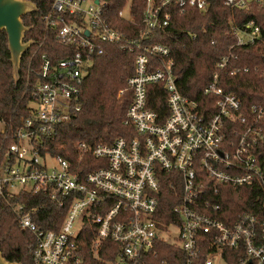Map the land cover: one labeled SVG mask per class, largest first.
I'll list each match as a JSON object with an SVG mask.
<instances>
[{
	"label": "built area",
	"instance_id": "built-area-1",
	"mask_svg": "<svg viewBox=\"0 0 264 264\" xmlns=\"http://www.w3.org/2000/svg\"><path fill=\"white\" fill-rule=\"evenodd\" d=\"M222 5L252 18L231 23L234 44L215 62L204 89L189 96L169 47L155 40L175 13L204 14L208 0H145L137 20L127 0L117 16L135 28L133 36L106 21L101 0H52L45 28L74 52L54 65L43 57L30 115L0 159V194L43 193L66 210L52 230L35 223V210L12 208L20 229L35 239L34 264H85L87 250L95 258L100 250L109 253L106 243L116 245L110 264H153L162 244L182 252L184 264H264V218L244 212L226 223L215 217L224 211L214 203L222 187H264V105H244L223 86L226 76L264 75V0ZM108 44L135 54L134 72L118 93L131 94L124 125L132 135L110 144L76 142L77 156L64 147L67 156H56L50 151L56 129L80 111L81 87ZM246 47H256L260 63H240L235 49ZM154 100L164 101V111L152 108ZM82 168L93 169L80 174ZM165 185L172 191L169 215L161 201Z\"/></svg>",
	"mask_w": 264,
	"mask_h": 264
},
{
	"label": "trees",
	"instance_id": "trees-1",
	"mask_svg": "<svg viewBox=\"0 0 264 264\" xmlns=\"http://www.w3.org/2000/svg\"><path fill=\"white\" fill-rule=\"evenodd\" d=\"M32 3L35 10L22 17L23 26L28 30L24 34L23 43L32 44L21 56L18 80L12 76L11 53L8 49L7 37L0 31V122L4 126V134L0 133V159H3L7 148L15 142L11 137L22 121L30 115V102L37 73L43 57L53 65L72 55V48L61 45L56 40L53 31L47 30L43 16L50 10L52 0H24ZM105 3L103 17L116 29L126 31L129 36L135 34V28L130 23L118 19L127 0H101ZM210 6L204 14L188 10L180 15L175 13L171 25L165 35L155 41L167 45L175 63L174 73L178 76L182 91L189 96L199 94L207 85L215 62L234 44L231 37V23H241L252 18L240 12L228 9L222 5V0H208ZM145 7V0H131L130 14L137 20ZM104 53L93 60L88 75L81 87L80 111L70 120L56 129V136L50 144V151L60 157L74 150L76 142H86L91 145L110 144L122 136L132 135V130L124 125L125 115L131 103L129 91L118 96L126 89V80L134 72L135 54L122 51L116 45H105ZM235 53L241 57L242 65L260 63V52L256 47L237 48ZM255 57L257 60L251 59ZM259 59V60H258ZM259 61V62H258ZM224 88L241 97L244 105H264V75L249 72L234 77H223ZM164 101H152V108L159 112ZM95 164L98 161L87 157ZM97 166L93 167L96 168ZM93 168H82L80 174H85ZM221 197L214 203L221 204L224 215L215 217L226 223H232L244 212L255 213L258 218H264L262 208L264 187L251 188H220ZM162 203L169 215L172 203L167 202L172 191L164 186ZM14 206H23L25 210H35V223L42 229L57 230L66 210L58 209L43 193L30 195L18 193L14 196L0 194V253L6 262L18 264H34L32 251L35 239L24 232L18 225V218L13 213ZM227 219V220H225ZM109 253L103 250L93 257L87 250L85 264H110L114 259L116 245L106 243ZM228 257L234 262L235 256ZM184 264V255L178 249L162 244L160 252L153 257V264ZM197 264V262H196Z\"/></svg>",
	"mask_w": 264,
	"mask_h": 264
},
{
	"label": "water",
	"instance_id": "water-1",
	"mask_svg": "<svg viewBox=\"0 0 264 264\" xmlns=\"http://www.w3.org/2000/svg\"><path fill=\"white\" fill-rule=\"evenodd\" d=\"M33 10L35 6L24 0H0V31H4L7 37L15 82L18 80L21 56L32 44L31 41L23 43L24 34L28 29L23 26L22 17ZM0 264L18 263L6 262L0 253Z\"/></svg>",
	"mask_w": 264,
	"mask_h": 264
},
{
	"label": "rangeland",
	"instance_id": "rangeland-1",
	"mask_svg": "<svg viewBox=\"0 0 264 264\" xmlns=\"http://www.w3.org/2000/svg\"><path fill=\"white\" fill-rule=\"evenodd\" d=\"M130 1H131V0H128V3H130ZM127 13H128V8H125V9H124V15L126 16Z\"/></svg>",
	"mask_w": 264,
	"mask_h": 264
}]
</instances>
